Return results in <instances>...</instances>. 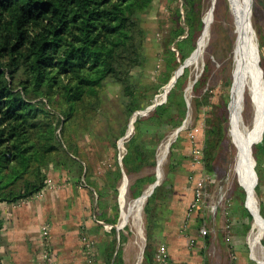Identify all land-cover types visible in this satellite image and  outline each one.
<instances>
[{
  "label": "trees",
  "instance_id": "trees-1",
  "mask_svg": "<svg viewBox=\"0 0 264 264\" xmlns=\"http://www.w3.org/2000/svg\"><path fill=\"white\" fill-rule=\"evenodd\" d=\"M153 2L0 0V204L17 203L41 191L54 169L65 170L68 180L92 185L99 191L98 195L107 197L112 196L111 192H118L116 183L121 170L130 175L155 167L157 143L166 131L181 126L185 119L188 107L184 81L188 71L177 77L163 104L135 118L132 136L124 143L122 166L115 160L116 141L125 132V120L136 109L150 103L149 92L162 84L144 82L141 71L151 61L145 48L142 15ZM198 4L199 0H181L174 8L171 25L164 30L159 46V62L164 66L159 73L160 82L167 79L176 57L183 60L193 47L201 26ZM219 4L225 7L226 3ZM183 6L185 13H182ZM223 17L224 22L228 14ZM205 69L207 72V65ZM204 72L191 88L196 118L205 113L201 125L204 131L201 162L204 172L212 174L228 129V122L226 125L224 122L225 118L228 120L230 78L225 75L226 97L223 92L219 113L213 110L214 102L208 99ZM109 84L119 86L115 100L118 114L112 119L106 106L109 98L104 94ZM103 114L106 130L97 132L95 127L92 129V121ZM80 123L87 126L84 131L107 141V146L101 145V155L107 148L113 149L116 155L113 178L109 176L111 163L104 166V173L100 175L95 165L100 155L85 149L71 134ZM185 128L188 126H182L178 132ZM181 155L170 149V168L178 166ZM253 157L259 170L264 160V136L253 146ZM97 174L105 182L102 188L91 178ZM153 179V173L147 178H137L128 187L130 194H138L143 183ZM252 183L254 187V179ZM241 187L234 190L230 187L225 196L230 205L238 206L233 214L223 211L226 231L223 241L227 246L233 215L240 223L252 218V213L243 205L246 190ZM155 191L147 197L145 210ZM1 226L0 219V244L4 241ZM206 239L210 237L206 235ZM261 242L264 245V234ZM226 255L232 264L231 250Z\"/></svg>",
  "mask_w": 264,
  "mask_h": 264
},
{
  "label": "crops",
  "instance_id": "crops-1",
  "mask_svg": "<svg viewBox=\"0 0 264 264\" xmlns=\"http://www.w3.org/2000/svg\"><path fill=\"white\" fill-rule=\"evenodd\" d=\"M203 137L204 131L200 129L196 138L201 143ZM178 144L182 152L189 155L190 140L182 138ZM159 148L156 147V158L166 154L167 144L163 149ZM158 162L159 159L156 160ZM161 162L156 166L159 173L151 167L130 175L121 170L116 183L118 192H111L112 196L107 197L98 195L99 191L92 185L68 180L65 170L54 169L50 177L59 186L45 189L40 196L33 195L17 203L0 204L1 235L4 240L0 244V264H44L40 246L43 224L49 227L50 252L55 264H87L88 259H92L94 264H152L153 252L159 243L167 246V264H225L224 261L220 262L219 254L215 253L218 251L214 245L217 241L213 236L206 239V232H201L202 226H205V221L201 220L203 213L210 217V223L216 224L219 230L225 226L224 223L220 224V220L219 223L216 221L218 216L223 218V210L220 215L221 212L217 213L211 203L214 199L210 202L205 199L217 196L219 187L213 186L214 191L211 193L209 190L196 209L189 211L192 182L187 175L202 176V164L186 159L182 171L175 174L174 183L170 184L169 178H164ZM262 170L264 174V167ZM102 172V169L98 171L100 175ZM149 173L154 174V179L149 183L145 181L140 192L133 196L136 199L148 190L149 196L158 186L148 210H145V205L143 209L142 205L136 209L130 204L125 208V221H121L120 197L125 193L129 195V185L137 178H147ZM99 174L91 178L102 188L105 182L100 180ZM109 176H114L112 167ZM210 180H206L205 185ZM123 186L125 190L122 194ZM228 205L230 214H233L237 205ZM236 217L233 215L228 230L231 235L228 248L231 249L232 264H253L250 234L240 230V222L235 220ZM82 235L89 243L82 240Z\"/></svg>",
  "mask_w": 264,
  "mask_h": 264
},
{
  "label": "rangeland",
  "instance_id": "rangeland-1",
  "mask_svg": "<svg viewBox=\"0 0 264 264\" xmlns=\"http://www.w3.org/2000/svg\"><path fill=\"white\" fill-rule=\"evenodd\" d=\"M222 2L226 3L225 7L223 6V4H219ZM180 3H181V0H154L151 8L142 15L143 26L146 29V38H145L146 47L145 48H146V52L151 56V61L149 62V64L141 70L143 73V81L144 82L146 81L148 83L153 82L157 84L159 83H162V84L159 87L160 91H158L159 88L156 90L155 88H153L152 91L149 92V96H151L150 103L146 104L143 108L136 109V110L143 111V113H137L136 117L140 115H145L149 113L150 111L156 109L161 104H163L166 101L167 92L176 82L175 81L171 85V87H169L168 91L166 92V95L163 96L162 92L164 91V86L168 82H169V85L171 84V82L174 80L172 79V77L180 69L182 62L184 60V59L180 60V58L177 56L176 63L174 64L172 69L169 71L167 79H165L164 82H160L159 73L161 74V71L164 70V66L161 64V62H159V59L161 56L159 52L161 38L164 35V30L166 28H169V26L171 25L170 20L173 17L174 8L177 5H180ZM210 3H211V0H199L198 17L201 20V26L195 35L193 47L191 49V51L193 50L192 53L190 54L191 52L190 51L185 57H187L189 54L192 57L194 54V51L198 45L200 37L202 36L204 32V28H205L204 15ZM184 9L185 8L183 6L182 13H185ZM212 12H213V19L210 25V29L207 35L206 42L201 52V55L198 58V60H196L195 62H191L183 70V71H188L187 76L185 78L186 80L184 81V96L187 102L188 109H187L185 119L182 125L179 127L181 128L182 126H185V127L188 126V128H185L180 132H178L179 127H177L176 129L173 128V129L166 131L165 136L156 145L160 147L159 149H163L165 145L167 144L166 154L164 155V157H162V160L164 158L165 159L164 161L161 162V167H162L161 169H163L164 178H169L168 181L170 182V184L174 183L173 177L175 176V174L182 171V166L186 159L190 158L191 161H194V162L198 161L202 164L201 157H202V141L203 140L201 141V143L197 140V143L200 145V153H201L197 158H195L192 153V145H190L191 148H190V152L188 155L182 152L181 147L179 146L178 143L180 139L182 138L183 139L186 138L190 140V138L188 137V132L192 128H194V126H200V129H202L201 125H202V122L204 121L205 113H201V115L197 116L196 118V111L194 110V107H193V100H192L193 92H192L191 87H192L194 80L198 78L204 71H206L205 69L206 65L208 67V70L207 72H204L205 74L207 73V76H206L207 84L205 85V87L209 88V90H207V94H209L208 99L214 102L213 110L216 109L219 113L220 111H222L221 110L222 94L224 92V96L226 97L225 89L228 84L227 79H225V75H228L230 78L228 102L230 99V92H231L230 90L231 89L230 71L232 69L231 68V54L233 51L232 49L233 41L236 35V27L234 24V18L232 16V13L229 10L228 0H214L212 3ZM225 13L228 14V19H226V21L223 22L224 20L223 15ZM250 14H251L250 15L251 24L254 30L255 40L258 44V51H259V57H260L259 67H260V71L262 69V75H263V80H264V0H251ZM180 23H183V18L180 20ZM260 44H262L261 48H260ZM171 47L172 49L174 48L173 46ZM191 57H190V60H191ZM261 90H262V86H261ZM203 91L204 90L201 91L202 94H203ZM263 91H264V88H263ZM118 92H119V86L116 84H109L104 89V94L109 98L108 100H106V106L111 116V118L109 119H112L113 116L115 117L116 114H118V110H117L118 108L116 107V104H115V100L118 97ZM249 99L250 97L248 93L245 92L242 114H243L244 125L246 126L250 124L252 117H253V107ZM154 101H159L160 103L144 111L146 107L152 104ZM228 102L226 105V111L228 110L227 111L228 120L227 118H225V122H224L225 125H226V122H228V126H227L228 129L225 133V138L222 141V145H221L222 147H221V150H219L220 153L215 163V169H214L215 173H212V174L205 173L203 166H202L204 174L211 175L212 177L210 181L206 182L207 185L205 186H207V188L205 187V197L209 190L211 193L214 191L213 186L219 187V191H218L219 193L217 196H214L210 199H208V197L205 198L206 200H208L207 202H210L211 200L214 199L211 203L214 206V210L217 213L221 212L224 206H226V204H229L228 202L230 200L226 199L225 196L228 194L229 192L228 190L230 189V187H232L234 190L235 187L242 186L239 182L238 175H237V166H236V161H235L236 160V149L228 133L229 128H230L229 126L230 112L228 108ZM261 111L263 114L264 113V101L261 102ZM130 116L125 120V132L127 131L128 133H130L132 129V122H134V121L132 122L130 121ZM104 117L105 115L103 114V115H99L97 118H94V121H92V129H94L95 127L97 132H104L106 130V124H105ZM79 125L80 126L75 131H71V134L73 135L74 138L77 139L78 143L81 146H84L85 149L87 148V150L91 152L95 151L98 155H100V157L96 159L97 162H95V165L97 166V172L100 169H102L103 170L102 174H103L105 165H108L109 163H111L108 165L109 169L114 165L113 163L114 156L116 155L113 154L114 153L113 149L110 147L107 148V150L105 151V154L101 155V153H99L100 150L103 148L101 145L107 146V141L105 139L100 140L92 136V134H89L88 132L84 131L87 127L86 125H84V123H80ZM133 129H134V124H133ZM133 129L121 145H120V140L124 136L125 132L116 141L117 156L115 157V160H118V164L120 166H122V157H123L124 147H125L124 143L126 140H128L132 136ZM261 130H262V126L260 129V132ZM259 134L257 136H259ZM263 136H264V132H263ZM254 145L255 144H253V146ZM170 149H173V151H176V152L178 151L182 154L181 155L182 157L179 160L178 166H176L177 165L176 164L175 166H173V168H170L169 166ZM252 150H253V147H252ZM157 159H158V156H157ZM157 164L155 165V167H153V170L156 169ZM262 167H264V162L262 163V165L261 163L259 164V168H260L259 170H258V166H257V169L254 166V169L258 177L256 185H255V175L254 173L252 174L253 175L252 182L254 179V185H255L253 188L255 189V196L258 202L260 213H261V207L263 208V211H264V174H263ZM146 168H149V167H146ZM143 170L145 169H141L140 171H143ZM146 182L149 183V181H146ZM155 188H158V186L154 187V189ZM243 188L242 190H244ZM124 190L125 188L123 186L122 194L124 193ZM235 190H238V189L236 188ZM128 194L129 195L125 193L124 196L122 195V198L120 197L121 199L120 203L122 204L121 206L122 212L120 211L122 213V214L120 213L121 221L122 219L125 221V218L127 216V212L125 211V208L128 207V205L130 204L132 205V203L134 202L133 195H131L130 193ZM147 197H145V200H144L145 202L142 204L141 209H143V206L146 203ZM198 212H200V210H198ZM217 213L215 215H217ZM203 214L201 216V220L205 221V226H202L206 229V233L204 235H208V237L213 236L214 240L217 241L214 245H215V249H218V251H216L215 253L219 254L220 262L224 261L225 264H231V261L226 255V252L231 249L228 248V246L223 241L224 240L223 237L226 235L225 226L224 228L219 230L216 224L214 225L210 223L211 221L210 217L207 216L206 214L205 215ZM220 215H222V212ZM261 215L264 218V212L263 214L261 213ZM219 220L221 221L220 224L224 223L223 218L221 219L219 216L218 218L216 217V221L218 223H219ZM105 225L107 227L111 226L109 224H105ZM240 230H243L245 234L249 233L252 236L254 231H256V229L253 226V217L251 218L250 221L245 219L244 223H240ZM258 252L264 253V245L262 244L261 241L260 243H257V245L255 246V252H254L255 256L258 255ZM252 261H253V264H258L254 258H252Z\"/></svg>",
  "mask_w": 264,
  "mask_h": 264
},
{
  "label": "bare ground",
  "instance_id": "bare-ground-1",
  "mask_svg": "<svg viewBox=\"0 0 264 264\" xmlns=\"http://www.w3.org/2000/svg\"><path fill=\"white\" fill-rule=\"evenodd\" d=\"M211 0L205 15V28L198 45L194 51L193 56L188 58V61L195 62L201 55L204 44L207 39V35L210 29V25L213 19L212 3ZM229 10L234 18V24L236 27V35L233 41V51L231 54V92L228 102L229 108V135L236 149V166L237 175L240 184L244 187L247 193V207L252 213L253 226L256 229L253 235L249 237V243L251 247L252 258L256 260L258 264H264V253L258 252L255 256V246L260 243L264 234V221L259 216V206L255 196V189L252 183L253 171L251 166L253 159L250 154L251 144L253 140L258 139L261 132V126L263 128V114L261 111V102L264 101V80L260 71V67L257 61L256 40L254 36V30L251 24V0H228ZM174 74L175 75L181 70ZM262 86V90H261ZM248 93L250 97V103L253 107V117L249 125H244L243 120V106L244 95ZM262 92V94H261ZM134 116L130 119L133 121ZM175 131V130H174ZM260 132V134H259ZM259 134V136H257ZM165 153V152H164ZM161 156L159 162L162 161ZM158 162V165H159ZM157 164V163H156ZM162 168V167H161ZM158 170L155 169V171ZM161 171V170H160ZM163 172V169H162ZM159 173V170H158ZM162 174V173H161ZM151 189V188H150ZM149 191V190H148ZM148 191L140 197L134 199V202L130 207L139 209L148 194ZM146 195V196H145ZM250 204V206H249Z\"/></svg>",
  "mask_w": 264,
  "mask_h": 264
},
{
  "label": "built area",
  "instance_id": "built-area-1",
  "mask_svg": "<svg viewBox=\"0 0 264 264\" xmlns=\"http://www.w3.org/2000/svg\"><path fill=\"white\" fill-rule=\"evenodd\" d=\"M155 103H160L159 101H154ZM180 129V127L178 128ZM200 130V126H194L189 132H188V137L190 138L191 145H192V153L195 158H197L200 155V145L197 143V138H196V133ZM188 180L192 182V198L188 204V210L192 211L196 209L198 204H200L204 198H205V181L210 180L209 178H212L210 175L203 174L202 176H197L194 177V175H187ZM54 179L51 177H48L46 179L45 186L43 189L34 195L40 196L43 194L45 189L47 188H53L56 186H59ZM146 196V195H145ZM229 205L226 204L224 206L223 210L225 213H228L229 211ZM102 222V220H98ZM202 233L206 232L205 228L201 229ZM82 240L87 243H89L88 239L85 237V235H82ZM40 246H41V255L43 258V263L44 264H55L54 259L51 255L50 252V233H49V227L47 224H43L41 226V241H40ZM168 258H169V253L167 246L164 243H159L154 252H153V264H167L168 263ZM87 264H94L92 259H88Z\"/></svg>",
  "mask_w": 264,
  "mask_h": 264
},
{
  "label": "water",
  "instance_id": "water-1",
  "mask_svg": "<svg viewBox=\"0 0 264 264\" xmlns=\"http://www.w3.org/2000/svg\"><path fill=\"white\" fill-rule=\"evenodd\" d=\"M250 11H251V7H250ZM192 51H193V50H192ZM192 51L190 52V54L192 53ZM256 51H257V61L259 62V58H260V57H259V51H258V44H257V42H256ZM190 54H189L187 57L184 58V60H183V62H182L183 66H182L181 70L175 75L174 80L171 82V84L169 85V82H168V83L164 86V91L162 92V95H163V96L166 95V92L168 91L169 87H171V85L176 81L177 77L182 73V71L184 70V68L187 67V66L190 64V61H188V58H189ZM261 74H262V69H261ZM262 76H263V75H262ZM156 104H157V103L153 102L152 104L148 105L144 111H146L147 109L152 108V107L155 106ZM137 113H143V111H140V110H136V111H134L133 114H132V115L134 116L133 121L135 120V117H136ZM132 115H131V116H132ZM131 116H130V117H131ZM132 129H133V122H132ZM132 129H131V131H132ZM131 131H130V133H131ZM263 132H264V113H263V128H262V132H261V134H260V136H259L258 139L252 141V142H253V143H252V147H253V144H256V143L260 142V140L263 138ZM130 133H128L127 131L125 132L124 136H123V137L121 138V140H120V145L123 143V141L126 139V137H127ZM250 154H251L252 159H253V164H252V166H251V169H252V171H253V173H254V175H255V185H256V182H257L258 177H257L256 171H255V169H254V166H255V160H254V157H253V150H252V148L250 149ZM243 189H244V188H243ZM244 191H245V190H244ZM246 202H247V193H246V191H245L244 206L248 209V207H247V203H246ZM248 211H249V209H248ZM249 212H250V211H249ZM259 212H260V211H259ZM259 216H260V217L262 218V220L264 221V218H263V216L261 215V213L259 214Z\"/></svg>",
  "mask_w": 264,
  "mask_h": 264
}]
</instances>
